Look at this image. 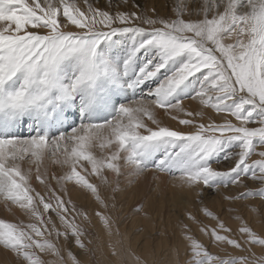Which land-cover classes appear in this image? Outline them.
<instances>
[{"label":"snow or ice","instance_id":"1","mask_svg":"<svg viewBox=\"0 0 264 264\" xmlns=\"http://www.w3.org/2000/svg\"><path fill=\"white\" fill-rule=\"evenodd\" d=\"M83 4L85 10L75 0H0V201L30 221L0 219V248L16 264H171L113 242L120 233L109 213L122 209L88 175L112 192L123 190L125 175L150 174L158 187L171 178L188 192L247 188L251 179L261 187L223 197L247 202L235 229L200 209L216 222L200 231L238 254L214 255L187 224L182 238L190 258L180 260L179 243L172 252L176 264H264V150L257 151L264 149V0H191L194 13L178 0L168 18L120 10L127 0H107V10ZM185 99L227 116L198 123L205 113L185 108ZM158 109L178 126H164ZM221 159L226 171L213 167ZM49 165L64 171L50 173ZM69 183L102 210L78 211L64 199ZM255 217L260 232L249 222ZM187 219L200 224L190 211ZM95 224L115 259L102 261V245L85 242Z\"/></svg>","mask_w":264,"mask_h":264},{"label":"rangeland","instance_id":"2","mask_svg":"<svg viewBox=\"0 0 264 264\" xmlns=\"http://www.w3.org/2000/svg\"><path fill=\"white\" fill-rule=\"evenodd\" d=\"M171 1L174 3V5L171 6L172 8H174L178 0H127V4H121L120 10L127 12L136 11L138 13L147 10L149 15L162 16L168 18L170 16H174L173 13L168 8L170 4L169 2ZM29 2H31V0H29ZM75 2L82 7V10L86 9V7L83 4H79L77 0H75ZM89 2L95 6V4H99L100 0H89ZM184 2L187 4L185 0ZM136 5H139V7H136ZM105 6L107 7V0H105ZM152 8H155V12L151 11ZM159 8H161V10ZM188 12L194 13V11L190 9V7L188 8ZM185 18L187 19L188 17L185 15ZM185 108H187L188 110H202L206 114L202 118L199 116L195 117L198 123L207 124L211 121H214L216 123H223L224 119L227 116V114L217 113L215 110H212L211 112V109L209 110V108L207 109L201 108L199 104L197 106L187 105ZM181 118H185V117L182 116ZM227 118H231V117H227ZM175 122L169 123V125L167 124V122H163V125L177 127L178 124ZM233 122H235L234 119ZM260 150H264V149H259V148L257 149V151ZM97 151L98 150H96V154L99 155L100 153L99 151L98 152ZM258 158H259L258 156H253V159H258ZM82 164L88 169V172L91 171L90 166L88 168L87 165H85L87 164V162L84 161L82 162ZM213 165L214 168L221 171H226L229 167L228 162L223 161L222 159L220 160V162L214 161ZM62 171L64 170H61L60 174L62 173ZM81 174L87 175V173L83 171ZM104 174L108 175L110 180L114 179L110 173L105 172ZM150 177H151L150 174L147 175L145 178L144 177L134 178L125 175L119 180V186L123 190L112 192L110 188H107V186H105L102 183L101 178L88 175L87 178L90 180V182L96 184L100 188L101 194L107 195L109 199H111V197H115L114 202L116 203L117 209H122V211L109 213L113 215L114 219L116 220V224L114 225V228H118L120 233L119 237L114 236L113 237L114 239L112 238L113 242H115V240L121 239L123 240L124 247L131 246V248L134 249L140 255H143V253L147 251L148 245L145 242L147 243L149 242L148 244L151 246L150 247L151 250H155V251L159 250L161 252L159 256L161 257L159 259L160 261H169L171 259L170 258L171 253H173L172 246H169V244L171 245L172 241L175 240V244L176 243L180 244L181 261H186L190 258L191 253L190 251H186L188 242L186 240H183L181 235H182L183 225L187 224L189 229L191 230L189 234L192 235L196 240L204 244L207 250L213 253L214 255L224 256L226 255V253H232L233 255L238 254V250H233L231 246L221 245L220 247H216V245L211 241L210 236L205 235L200 231L201 225H208L209 227H212L215 226L216 223L211 218L205 217L203 213L200 211V209H202L203 207H207L213 213L220 216V218L224 220L226 224H228L231 227L234 226L233 228L235 229L238 224V221L235 219V217L240 213V206L246 204L247 202L246 201L229 202L224 200L223 197L228 194H236V192L240 191V189L241 191H246L248 189H253V190L257 189L261 187V185L258 182H254L251 179H246L245 184L247 185V188L237 189L235 187L230 186L227 189L223 187H221L219 190L202 188L201 190L198 191L188 192L174 188L171 183V178H168V181L166 183H162L158 187L159 182L153 181L152 177L151 178ZM51 184L53 187L59 190V186L56 185V182L55 183L51 182ZM32 187L35 188L37 191H40L42 194L45 192L44 186L39 185V183L34 179L32 181ZM65 187L68 190V194L64 196V199L66 201L71 199V201L76 205L78 211L86 210L91 214L94 213L95 211L102 210L99 207V205H97L95 201L92 199L90 193H85L82 190L75 188L72 183L65 185ZM201 192L202 194H200ZM187 203H188V209L186 208ZM137 209L140 210L137 211ZM230 210H232L231 215H229ZM189 211L192 212L193 215L197 216L198 220H200V224L194 223L187 219V212ZM16 214H13L14 216L11 215L10 217H5L0 215V219L16 224H19L21 221H23L24 223L30 222L28 216L25 215L24 212L16 213ZM226 216H228L229 218L226 219L225 218ZM177 218L179 219V221L180 220L181 221L178 222ZM244 218L246 220L249 219L247 212H244ZM143 220L144 223H146L147 225L143 224ZM255 220H258L259 223L261 224V219L259 217H255ZM249 222L251 223L250 220ZM57 223L59 222L57 221ZM95 225L96 226L90 230L89 236L86 238L85 242H87L88 238L92 239V241L95 240L93 241L92 245H90V247L94 249L102 245L103 252L97 251V257L100 258L102 261L106 262L109 259H114V257L110 256V252L108 249L109 237L107 235L104 237L105 234L102 232L103 230L99 226V224H95ZM143 225L144 226L146 225L145 229L143 228L144 227ZM251 226L253 227L255 225L251 223ZM254 230L257 231L258 228H254ZM143 231L144 233H142ZM145 237H147V239ZM51 239L55 241L54 234L51 237ZM165 241L169 242V244L167 243L166 245L167 248L162 250V246H164L163 244ZM56 242L58 243L59 246L60 244H62L63 241L61 239V241H56ZM39 254L45 260L54 259V257L50 255H46L44 253H39ZM155 254L156 252L154 253V256H156ZM4 257H7V259H13V261L9 262V264L11 263L16 264V259L14 255L11 252L5 251L3 248H0V264H8V262L3 261L2 258ZM156 258L157 257L153 259Z\"/></svg>","mask_w":264,"mask_h":264},{"label":"bare ground","instance_id":"3","mask_svg":"<svg viewBox=\"0 0 264 264\" xmlns=\"http://www.w3.org/2000/svg\"><path fill=\"white\" fill-rule=\"evenodd\" d=\"M78 2H79V4H83V0H77ZM186 2H187V5H188V8L190 7V9L192 10V11H194L195 12V9L192 7V4H191V0H185ZM200 2H201V0H200ZM170 4H169V10L173 13V15H174V12H173V8H172V6L171 5H174V3L171 1V2H169ZM202 3V2H201ZM84 5V4H83ZM85 6V5H84ZM95 6H97V7H101L102 9H104V10H107V7L105 6V0H100V2H99V4H95ZM86 7V6H85ZM160 10H161V8H159ZM166 13V12H165ZM186 16H187V13H186ZM183 104H184V106L186 107L187 105H189V106H197L198 104H199V102L198 101H193V100H186L185 99V101H183ZM191 108V107H190ZM189 108V109H190ZM192 108H194V107H192ZM196 109V108H195ZM207 109V108H206ZM205 109V110H206ZM209 110H210V108H209ZM212 110L213 109H211V112H212ZM210 112V113H211ZM215 112V111H214ZM209 113V114H210ZM206 115V114H205ZM204 115V116H205ZM212 115V114H211ZM222 115V114H221ZM182 117V116H181ZM197 117V116H196ZM157 118L161 121V123L163 124V122H167V124L169 125V123H173V122H175L174 120H172L171 119V117L169 116V115H166V114H164V110L163 109H158L157 110ZM223 120V119H222ZM175 123H177V122H175ZM21 131V133L23 134V135H27L28 134V129L25 127V128H23V129H21L20 130ZM98 152V151H97ZM100 155V154H99ZM82 162H84V161H82ZM81 162V163H82ZM85 165H87V164H85ZM214 166V165H213ZM87 167L89 168V165H87ZM66 170V169H65ZM49 172L50 173H52V172H56L57 174H60V172H61V169H59V168H57V167H55V166H52V165H49ZM90 172V171H89ZM145 178V177H144ZM148 178V177H147ZM151 178V177H150ZM54 181V182H53ZM51 182L52 183H55V180H51ZM169 184V183H168ZM54 185V184H53ZM156 185H157V183H156ZM154 186H155V184H154ZM154 186H153V188H154ZM173 186V185H172ZM71 187V186H70ZM72 188V187H71ZM75 189V188H74ZM232 190V189H231ZM234 190V189H233ZM240 191H241V189H240ZM174 192V191H173ZM232 192V191H231ZM230 192V193H231ZM234 192V191H233ZM235 192H236V190H235ZM234 192V193H235ZM238 192V191H237ZM236 192V193H237ZM171 194V193H170ZM179 194V193H178ZM188 194V193H187ZM163 195V194H162ZM161 195V196H162ZM180 196V195H179ZM90 198V197H89ZM172 198V197H171ZM86 199V198H85ZM161 200V199H160ZM175 200V199H174ZM162 201V200H161ZM75 202H77V201H75ZM218 202V201H217ZM172 203V202H171ZM174 203H176V202H174ZM189 203V202H188ZM188 203H187V209H188ZM147 204H149V203H147ZM173 204V203H172ZM146 205V204H145ZM174 205V204H173ZM148 206V205H147ZM179 206V205H178ZM177 207V206H176ZM181 207V206H180ZM9 208H10V210H9ZM9 208H6L5 207V205H4V203L2 202V201H0V215L1 216H5V217H10L11 215H13V214H16V213H22L23 211H21L20 209H18L17 208V206H14V205H9ZM148 210V209H147ZM189 210H190V208H189ZM182 211H183V209H182ZM185 213V212H184ZM147 214V213H146ZM16 215H18V214H16ZM14 216V215H13ZM147 216V215H146ZM160 216V215H159ZM175 217V216H174ZM179 217V216H178ZM149 218V217H148ZM226 219H228L229 217L228 216H226L225 217ZM11 219V218H10ZM144 219H145V216H144ZM178 219V218H177ZM181 221V220H180ZM179 221V219H178V222H180ZM251 221V223L252 224H254L255 226H253L254 228H258V232H260L261 231V224L259 223V221L258 220H255V218L254 219H251L250 220ZM146 222V221H145ZM151 222V221H150ZM229 223V222H228ZM250 223V224H251ZM143 224H146V223H144V220H143ZM182 224V223H181ZM147 225V224H146ZM146 225L143 227L144 229L146 228ZM232 225H234V224H232ZM96 226V225H95ZM152 226V225H151ZM234 227V226H233ZM180 228V227H179ZM178 229V228H177ZM179 230H181V229H179ZM144 231H146V230H144ZM144 231L142 232V233H144ZM103 232V231H102ZM146 233V232H145ZM179 233V232H178ZM100 234H101V232H100ZM152 234V233H151ZM125 235V234H124ZM128 235V234H127ZM146 235V234H145ZM149 235V234H148ZM102 236V235H101ZM106 235H104V237H105ZM150 236V235H149ZM182 236V235H181ZM146 239H147V237H145ZM101 239V238H100ZM114 239V238H113ZM151 239V238H150ZM163 239H164V236H163ZM93 241H95V240H93ZM145 241H147V240H145ZM99 242V241H98ZM142 242V241H141ZM100 243V242H99ZM147 245H148V249H147V251L146 252H144L143 253V257H145L146 259H148L149 260V262H151L152 260H153V258H155V257H157L156 258V260H159L161 257H159L160 256V254H161V252L159 251V250H151L150 249V245L147 243V242H145ZM152 243V242H151ZM167 243L169 244V242H167V241H165L164 242V246H162V250L163 249H166L167 248ZM175 244V240H173L172 241V244L170 245L169 244V246H173ZM137 245V244H136ZM159 247V246H158ZM225 247V246H224ZM214 249V248H213ZM224 250V249H223ZM257 251H259V249H256ZM144 251V250H143ZM103 252V251H102ZM156 252V256H154V253ZM224 252V251H223ZM142 253V252H141ZM180 254H181V250H180ZM217 254V253H216ZM110 257V256H109ZM170 262H171V264H176V257H175V255L173 254V253H171V256H170ZM3 259V261L4 262H8V264H9V262H12L13 261V259H7V257H4V258H2ZM115 259V258H114ZM181 260V259H180ZM12 264V263H11Z\"/></svg>","mask_w":264,"mask_h":264}]
</instances>
